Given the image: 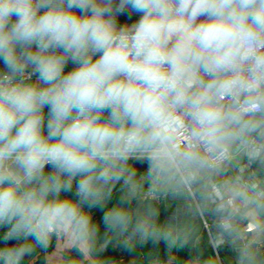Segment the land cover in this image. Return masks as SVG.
I'll list each match as a JSON object with an SVG mask.
<instances>
[{"label":"clouds","instance_id":"obj_1","mask_svg":"<svg viewBox=\"0 0 264 264\" xmlns=\"http://www.w3.org/2000/svg\"><path fill=\"white\" fill-rule=\"evenodd\" d=\"M262 138L264 0H0V264L53 237L82 258L65 264H96L113 238L171 250L157 211L129 207L128 162L187 183L233 146L258 158ZM120 182L101 242L92 210Z\"/></svg>","mask_w":264,"mask_h":264},{"label":"crops","instance_id":"obj_2","mask_svg":"<svg viewBox=\"0 0 264 264\" xmlns=\"http://www.w3.org/2000/svg\"><path fill=\"white\" fill-rule=\"evenodd\" d=\"M71 67L70 64L66 69ZM262 140L263 138L258 141ZM231 152V160L217 172L208 173L205 162L197 165L195 178L190 180V183L182 182V172H164L159 168L153 170L149 178V169L154 162H147V167L140 171L136 168L138 160H130L128 166L135 170L136 179L142 189L137 192L129 206L141 213L145 212L148 206L155 209L158 213L155 223L170 233V239L175 246L169 250L164 238L154 236L145 238L142 242L139 235V240L136 237L132 239L135 247L129 251L123 247L122 238H113L106 250L94 257L96 264H264V196L258 198L248 189L240 187L243 179L255 181L264 195V161L251 160L249 153L237 151L235 146ZM250 161H253L251 169L239 173L238 167ZM248 173L250 175H247ZM153 179L158 189L157 199H145L143 193L147 192ZM209 180L219 185L223 197H234L238 213L232 209L221 211L210 202L207 183ZM123 194L122 182L117 183L112 198H118L120 201ZM92 211L93 222L99 225L102 242L106 231L102 217L107 211V206ZM234 214L235 221L231 230L227 231L219 226L221 216ZM247 222H251V229L244 231L242 228ZM4 231L0 229V236ZM149 240L158 247V253L151 256H147L143 251V245ZM203 242L208 244L204 252L199 253L197 248ZM2 244L0 241V247H3ZM41 254L45 255L43 262L39 259ZM69 259L79 261L82 258L75 249L66 250L64 241H57L53 237L46 251L37 248L28 258L23 259V264H65ZM84 264L89 262L85 261Z\"/></svg>","mask_w":264,"mask_h":264},{"label":"built area","instance_id":"obj_3","mask_svg":"<svg viewBox=\"0 0 264 264\" xmlns=\"http://www.w3.org/2000/svg\"><path fill=\"white\" fill-rule=\"evenodd\" d=\"M66 71H68V70L66 69ZM260 145H264V138L260 142L257 141V146H260ZM181 147L183 148L184 145L181 144ZM201 151H202V149H201ZM217 155H219V154L217 153ZM231 158H232V152L228 157H220L219 159L208 160L207 162H205L207 172L208 173L217 172V170H219L223 165H225L227 162H229L231 160ZM251 160L264 161V151L261 152V154L258 158L251 159ZM252 162L253 161H250L247 164L239 166L238 172L244 173L247 170L251 169ZM188 183H190V181H188ZM207 183H208V188H209V200L212 204L216 205L217 208L221 211L225 210V209H232L235 213L239 212V210L237 209L236 201H235L233 196H226V197L224 196L223 197V195H221L220 187L215 181L209 180ZM188 186H189L190 190H192L190 184H188ZM240 187H242L243 189H248L258 198H262L264 196L263 191L261 189H259V185L255 181L243 179L240 182ZM234 217H235V214L233 216H228V215L221 216L220 220H219V226L221 228L227 230V231L231 230L233 228L234 221H235ZM207 227H209L208 224H207ZM250 229H251V222H247V223H245V225H243L242 230L249 231Z\"/></svg>","mask_w":264,"mask_h":264},{"label":"trees","instance_id":"obj_4","mask_svg":"<svg viewBox=\"0 0 264 264\" xmlns=\"http://www.w3.org/2000/svg\"><path fill=\"white\" fill-rule=\"evenodd\" d=\"M262 164L264 165V163H262ZM114 197H116V196H114ZM118 202H119L118 198H117V200L112 198L111 201L109 202V204L107 205V210L110 209L111 207L117 205ZM207 244H208L207 242H203L202 244L199 245V247L197 248L199 253H201L202 251L204 252ZM2 246H5V245L2 244ZM143 251L147 254V256H151L152 254L158 253V247L156 246V244L152 243L149 240L147 244L143 245ZM193 251H195V250L193 249Z\"/></svg>","mask_w":264,"mask_h":264},{"label":"water","instance_id":"obj_5","mask_svg":"<svg viewBox=\"0 0 264 264\" xmlns=\"http://www.w3.org/2000/svg\"><path fill=\"white\" fill-rule=\"evenodd\" d=\"M146 167H147V162L138 161L137 164H136V168L138 170H140V171L144 170ZM247 175H250V173H248ZM135 237L139 240V235H137ZM9 246H11V245H9ZM44 256H45L44 254L40 255L39 259H40L41 262L44 261ZM240 256H242V253H240ZM28 257H29V255L26 256L25 258H28Z\"/></svg>","mask_w":264,"mask_h":264},{"label":"rangeland","instance_id":"obj_6","mask_svg":"<svg viewBox=\"0 0 264 264\" xmlns=\"http://www.w3.org/2000/svg\"><path fill=\"white\" fill-rule=\"evenodd\" d=\"M137 177V176H136Z\"/></svg>","mask_w":264,"mask_h":264}]
</instances>
